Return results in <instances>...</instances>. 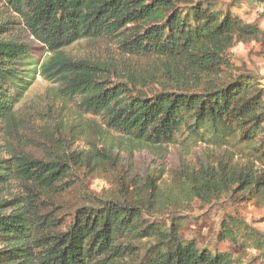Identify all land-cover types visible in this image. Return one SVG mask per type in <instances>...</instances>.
<instances>
[{"label":"trees","instance_id":"obj_1","mask_svg":"<svg viewBox=\"0 0 264 264\" xmlns=\"http://www.w3.org/2000/svg\"><path fill=\"white\" fill-rule=\"evenodd\" d=\"M0 8L12 15L0 18L1 123L16 125L15 106L40 75L156 160L165 146L179 149L174 168L146 169L134 151L91 134L74 147L82 130L51 142L47 155L7 149L0 264H254L246 252L263 249L264 234L237 215L217 234L235 252L199 247L180 229L194 200L264 207V91L230 58L237 42L264 44V28L222 0H0ZM16 23L46 58L9 38ZM101 39L114 44L112 60L63 51ZM95 179L108 187L92 190ZM156 217L165 221H149Z\"/></svg>","mask_w":264,"mask_h":264},{"label":"rangeland","instance_id":"obj_2","mask_svg":"<svg viewBox=\"0 0 264 264\" xmlns=\"http://www.w3.org/2000/svg\"><path fill=\"white\" fill-rule=\"evenodd\" d=\"M222 2L244 20L256 21L264 28V0H222ZM2 13H5V18H12V15L6 14L9 12L0 8V18L3 16ZM8 35L11 39L28 43L40 61L49 55L43 45L30 37L19 23L11 26ZM63 51L73 59L84 58L91 62L112 60L117 56L114 44L107 39L81 40ZM230 58L236 71L251 73L264 91L263 43L237 42L230 49ZM59 87V83L47 81L40 75L36 76L34 83L15 106L16 125L7 127L0 122V157H5L9 148L20 152L29 150L35 155H47L50 154L48 150L52 149L51 142H56L60 146L63 138L69 137L70 130H82L81 140L74 141V147L85 148L84 141L91 134L98 137L103 144L134 151L135 164L140 169H146L148 166L158 167L162 163L174 168L178 164L177 147L165 146L161 151L165 153L166 158L156 160V152L148 149L147 145L137 144L126 135L109 129L101 116L83 112L76 100L63 96L65 93L60 92ZM107 187V183L101 179H95L91 183V189L95 191ZM230 214L237 215L264 234V207H257L240 199L219 200L208 206L201 204L199 200H194L191 210L182 214L187 223L180 229V233L188 239H194L199 247L211 251L235 252L236 248L230 241L217 239L221 220ZM152 220L163 222L165 218L149 219ZM246 254L247 259L255 256L254 264L264 263V248L259 251L248 250Z\"/></svg>","mask_w":264,"mask_h":264}]
</instances>
